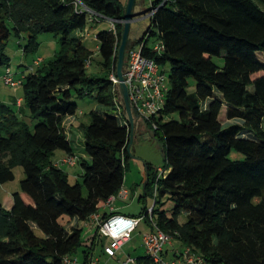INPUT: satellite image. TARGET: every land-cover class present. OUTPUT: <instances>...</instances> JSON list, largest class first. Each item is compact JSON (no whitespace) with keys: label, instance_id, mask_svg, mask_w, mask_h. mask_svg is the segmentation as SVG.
<instances>
[{"label":"trees","instance_id":"trees-1","mask_svg":"<svg viewBox=\"0 0 264 264\" xmlns=\"http://www.w3.org/2000/svg\"><path fill=\"white\" fill-rule=\"evenodd\" d=\"M77 1L0 0V66L8 61L3 50L12 35L26 36L23 56L36 50L41 34H53L59 45L51 60L22 72L21 105L36 122L32 129L0 102V186L13 181L15 168L24 174L11 210L0 206V264H63L82 248V237L81 229L66 231L58 220L87 222L124 185L130 126L109 75H116L125 9L118 0ZM150 6L155 13L147 38L129 42L125 53L143 43V57L162 72L169 66L163 106L142 120L162 142L166 173L156 180L146 165L144 197L155 201L150 214L143 209L137 218L204 264H264V0H152ZM100 19L116 21L115 32L95 37L107 76L90 78L85 70L92 52L78 33ZM151 38L161 52L147 46ZM74 97L93 98L103 108L80 124L81 150H74L69 132ZM171 116L176 120L163 122ZM56 151L76 158L80 183L70 184L53 163ZM232 152L243 159H230ZM164 195L174 204L171 217L156 211ZM98 240L102 247L97 228L83 251L85 264ZM136 264L150 261L140 257Z\"/></svg>","mask_w":264,"mask_h":264},{"label":"rangeland","instance_id":"rangeland-1","mask_svg":"<svg viewBox=\"0 0 264 264\" xmlns=\"http://www.w3.org/2000/svg\"><path fill=\"white\" fill-rule=\"evenodd\" d=\"M124 9L128 5L129 0H118ZM150 1L152 0H135V3H138L142 13L149 11ZM8 28H12L11 23H7ZM111 29V23L107 20L100 19L95 23H87L84 30L78 35L83 37L82 43L83 46L92 52L91 57L89 58V65L86 67L85 73L87 77L90 78H106V73L102 71L100 67L101 58L98 54V42L95 37L97 34L101 32H106ZM86 34V36H85ZM38 46L36 50L28 54L27 56L22 55V48L26 45L27 39L26 36H23L21 39L15 38L13 35L8 39L5 44L3 54L8 58L7 63L0 66V92L11 95L15 98L22 99V90L21 87L17 88L12 94L10 92V88H7L3 82L2 77L6 73V70H9L15 80L18 78L16 75H22V72H26L33 66V62L37 59L43 60L45 63L53 58V56L58 53L59 45L57 41V37L53 34H41L37 36ZM20 45V46H19ZM154 40L151 38L147 46L153 47ZM126 62V53L124 56V68ZM214 62L218 66H222V59H215ZM35 69V68H34ZM170 69L169 66H166L163 69V72L167 76ZM192 85L193 82L191 81ZM9 89V90H8ZM119 89V88H118ZM194 87L191 86L190 92H193ZM73 104L77 106V111L74 119L71 136L73 138L71 140L72 147H76V140L82 137V131L80 130V124L88 125L89 124V113L96 111L101 112L103 108L96 103L93 98L86 97L84 99L72 98L71 100ZM117 102L119 105L124 107L123 98L121 95V91H118ZM12 110L17 114L20 120H23L31 129L36 124V122L32 121L29 118L28 112L22 103V113H18L19 108H15L10 104ZM125 111V110H124ZM116 111L112 110L110 113H114ZM124 116V114H123ZM170 120H176L175 116L167 117L163 119V122H168ZM69 123V122H67ZM138 125V124H137ZM136 125L135 131L130 139L129 145V159L127 161L126 169L124 171V186L128 191V199L125 201H119L117 206L125 207L128 213L133 215L141 214L143 209H146L150 214V209L153 206L154 198L152 196L144 197V185L147 180V172L146 165L150 168V172H157L158 169H162L164 167L163 162V147L162 142L159 139V136H156L153 130L148 127L144 121L141 120L139 122V127ZM264 128V121L262 124ZM70 136V138H71ZM243 136L245 138H252V136L244 132ZM62 154L61 151L54 152L52 157L53 163L60 162L58 161V157ZM78 157L82 161H87L85 155L81 152H78ZM230 159L232 160H242L243 157L240 154L232 152L230 154ZM64 172L69 175L70 184H74L75 182L81 181L78 175L73 176L79 171V165L74 169L62 168ZM14 179L11 182L5 183L0 186V206L1 209L5 212L11 210L13 205L12 195L17 193L20 189V183L24 180L23 170L20 167H17L13 170ZM174 204L171 200H169L168 195H164L161 198L157 199L156 211L158 213L164 212L167 217H171L172 209ZM157 215H155L156 217ZM186 221V214L181 213L177 217V222L179 224H184ZM59 225L66 231L70 228V220L66 217H62L58 220ZM79 229H81V237H82V250H85L91 243V239L95 236V231L97 229V225L91 221L87 222V226L84 223L78 222ZM150 222L146 219L142 221L141 224L136 229V232L132 236V242L126 244L122 251L119 253V259H123L125 261L129 256L131 259H136L144 256V250L142 248V235L147 228H149ZM36 234L40 236V232L36 231ZM99 243V240H98ZM135 243V244H133ZM135 250V251H134ZM98 252L97 245L93 248L92 253L95 255ZM80 258V256H78ZM73 260V259H72Z\"/></svg>","mask_w":264,"mask_h":264},{"label":"built area","instance_id":"built-area-1","mask_svg":"<svg viewBox=\"0 0 264 264\" xmlns=\"http://www.w3.org/2000/svg\"><path fill=\"white\" fill-rule=\"evenodd\" d=\"M74 1L78 3L77 0ZM81 12H86L89 17L93 16L92 13L85 8H82ZM154 13L155 9H151V6H149V11L146 12L143 17L150 21ZM88 22H90V19H88ZM109 22L111 23V30L115 32L114 24L116 21ZM147 36L146 31L139 42H144ZM142 45L143 43L141 46ZM141 46L138 45L130 48L126 52L123 79L127 87L128 101L132 112L141 120H145L156 115L162 108L167 93V78L154 61L141 55ZM153 50L159 53L162 47L160 44H156ZM40 62V59L35 60L33 66L37 67ZM88 65L89 63L87 66ZM22 80L23 78L15 80L9 70H6V73L2 77L3 84L14 91L20 87ZM109 81L119 88V82L115 74L112 73L109 75ZM75 165L76 158L67 156L59 163H56L58 167L67 166L71 168ZM165 173L166 171L164 169H158L156 180L164 177ZM127 197L128 191L125 188H121L117 196H112L108 199L105 207L112 211L111 206L116 199L125 201ZM140 220V218L117 214H112L105 219H101L97 214L92 215L88 221L97 225L98 235L105 240V244L102 246V254L108 259H113L116 253L121 250L122 246L129 242ZM153 228L154 232L143 235L141 240L150 264H204L199 256L193 255L187 248L182 249L179 258L175 261H165L162 257L163 248L166 245H170L172 239L168 235L155 229V227ZM63 264H70L68 257L63 259ZM87 264H98V261L89 259ZM120 264H134V260L127 258Z\"/></svg>","mask_w":264,"mask_h":264},{"label":"crops","instance_id":"crops-1","mask_svg":"<svg viewBox=\"0 0 264 264\" xmlns=\"http://www.w3.org/2000/svg\"><path fill=\"white\" fill-rule=\"evenodd\" d=\"M139 1L140 0H138V3H139ZM138 3H134V6L132 8V16L134 17V19L131 22V26H130V33H129L130 40H129V42H138V41H140L141 38L143 37V35L145 34V32L147 31L148 27H149V21L142 16L143 10L141 9V7L139 6ZM16 77L18 79L19 78H23V75H20V76L16 75ZM7 88H9V87H7ZM10 92H12V94H14L15 91L12 90V89H10ZM0 102L3 103V104H5V105H7V106H9V107H10V104H11L15 108H19V111H17L19 114L22 113V111H21L22 110V107H21V98H15V97H13L11 95H8L6 93H1L0 92ZM139 122H141V119L135 113H133V133L135 131L136 125L138 124L137 126L138 127L140 126L139 125ZM73 124H74V122H72V126L69 129L70 136H71V131H72ZM133 133H132V135H133ZM72 138H73V135L71 136V140H72ZM81 142H82V137L79 138L78 140H76V147H73L74 150H81V144H80ZM65 157H66V155L62 153L57 159H58V161H62ZM56 163H58V162H56ZM56 163H54V164H56ZM76 166L71 167V168L74 169ZM62 168L71 169L70 167H67V166H62L61 169ZM72 173H73V176H75V175H78L79 176V174L81 173V169L79 168V171L76 174L74 172H72ZM123 188L126 189V187L124 185H123ZM128 196H129V194H128ZM127 199H128V197H127ZM119 201H120L119 199H116L113 202V204L111 206L112 211H110V209H108L106 207L103 208L99 212V216L102 217L101 215H103V214H106L107 217L110 216V215H112V214L123 215V216L133 217V218H137L139 216V214L133 215L131 213H128L126 211V209H124L125 207L117 206L116 204H118ZM142 221H145V219H143V220L141 219L140 220V222L138 223L136 229L138 228V226L141 224ZM87 222H81V223H84L87 226ZM69 228H79L77 220H71L70 221V227ZM136 229L132 233V236L136 232ZM151 232H154V228H153V225L152 224H150L149 228H147L145 230V232L143 233V235L148 234V233H151ZM132 236H131V239L129 240V242L125 243L122 246L121 250L116 253L115 258L108 259L107 257H105L102 254V247L98 243L97 244L98 252L94 255L92 253V251H91L90 256H89L88 259L97 260L98 261V264H120L121 262H124L123 259H119L118 255L122 251L123 247L126 244L132 242V239H133ZM133 244H135V243H133ZM142 248H143V246H142ZM182 249H183V246H181L180 243H178L176 240L173 239L170 245H166L163 248L162 257H163V259L165 261H168V262L169 261H175L176 259L179 258V255H180V252L182 251ZM143 250H144V248H143ZM83 251L84 250H82V248H81L74 255L69 256L68 258L70 260V264H85L84 263ZM78 256H80V258ZM143 257H146L145 252H144V256ZM127 258H130V257L128 256ZM136 259H132V260H134V264H136Z\"/></svg>","mask_w":264,"mask_h":264},{"label":"water","instance_id":"water-1","mask_svg":"<svg viewBox=\"0 0 264 264\" xmlns=\"http://www.w3.org/2000/svg\"><path fill=\"white\" fill-rule=\"evenodd\" d=\"M135 0H129L128 5L124 10V17H123V32H122V37H121V43L118 49V54H117V65H116V77L119 82V89L121 91V95L123 98V103H124V109L126 112V115L129 120V126H130V139L132 137L133 133V112L131 110V107L129 105L128 101V93H127V87L124 84V79H123V70H124V56H125V51L126 47L129 43V33H130V26L131 22L133 21L134 17L132 16V8L134 6ZM145 15V13H142V16ZM128 152H129V147H128Z\"/></svg>","mask_w":264,"mask_h":264}]
</instances>
